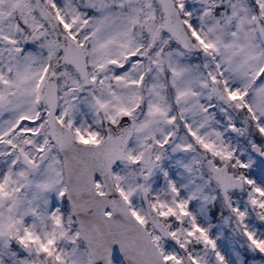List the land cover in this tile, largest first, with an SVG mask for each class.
<instances>
[{"label":"snow or ice","instance_id":"6c2138e0","mask_svg":"<svg viewBox=\"0 0 264 264\" xmlns=\"http://www.w3.org/2000/svg\"><path fill=\"white\" fill-rule=\"evenodd\" d=\"M0 264H264V0H0Z\"/></svg>","mask_w":264,"mask_h":264}]
</instances>
